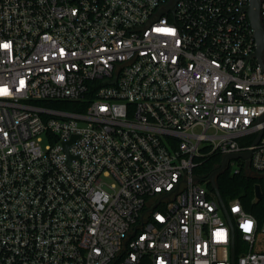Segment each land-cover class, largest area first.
I'll return each instance as SVG.
<instances>
[{
	"label": "built area",
	"instance_id": "2783aa9c",
	"mask_svg": "<svg viewBox=\"0 0 264 264\" xmlns=\"http://www.w3.org/2000/svg\"><path fill=\"white\" fill-rule=\"evenodd\" d=\"M249 4L0 0V264H264V218L195 172L264 177Z\"/></svg>",
	"mask_w": 264,
	"mask_h": 264
},
{
	"label": "trees",
	"instance_id": "16d2710c",
	"mask_svg": "<svg viewBox=\"0 0 264 264\" xmlns=\"http://www.w3.org/2000/svg\"><path fill=\"white\" fill-rule=\"evenodd\" d=\"M47 102L38 100V103ZM55 102V101H52ZM221 155L213 153L206 161L203 162L195 172L203 173L209 176L220 164ZM260 184L263 191L261 199L256 198L255 187ZM208 187L215 192V188L211 182ZM216 187L223 201L228 203L230 199L238 198L243 203L244 208L253 214L260 222L264 218V177L252 170L242 169L239 173L232 172L229 168L225 169L216 177ZM237 245H239L238 234L236 233ZM239 250V249H238ZM237 250V252H238Z\"/></svg>",
	"mask_w": 264,
	"mask_h": 264
},
{
	"label": "water",
	"instance_id": "95a60500",
	"mask_svg": "<svg viewBox=\"0 0 264 264\" xmlns=\"http://www.w3.org/2000/svg\"><path fill=\"white\" fill-rule=\"evenodd\" d=\"M259 9H260V0H250L248 13L249 18L251 21V24L255 30V37L257 40V49H256V56L261 59L262 51L264 48V30L262 28L261 22H260V15H259ZM262 134V133H261ZM261 134L259 135L258 139L261 137ZM250 153H241V154H226L222 160L221 165L216 168L211 174L210 178L212 181V184L215 188V192L221 202V204L224 206V201L219 194L217 187H216V177L222 173L226 168L227 161L233 156V157H239V156H248ZM255 193L256 196L261 199L263 197L261 185L257 184L255 187Z\"/></svg>",
	"mask_w": 264,
	"mask_h": 264
}]
</instances>
